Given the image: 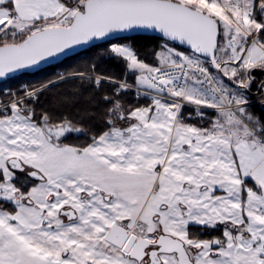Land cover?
I'll use <instances>...</instances> for the list:
<instances>
[{
	"label": "snow or ice",
	"instance_id": "obj_1",
	"mask_svg": "<svg viewBox=\"0 0 264 264\" xmlns=\"http://www.w3.org/2000/svg\"><path fill=\"white\" fill-rule=\"evenodd\" d=\"M134 30L154 63L69 74L99 131L40 106L62 74L0 99V264H264V0H0V78Z\"/></svg>",
	"mask_w": 264,
	"mask_h": 264
},
{
	"label": "trees",
	"instance_id": "obj_2",
	"mask_svg": "<svg viewBox=\"0 0 264 264\" xmlns=\"http://www.w3.org/2000/svg\"><path fill=\"white\" fill-rule=\"evenodd\" d=\"M122 43L132 47L141 59L148 63H154L153 53L156 51L162 41L154 36H133L129 38L117 39L106 44L96 46L76 56L70 57L65 61L52 67L44 69L34 74H23L11 78L0 84V99H4L6 91H15L22 86H30L39 88L48 81H56L57 74L68 76L65 81H60L45 91L40 97V106L49 107L58 113H66L69 117L79 121L87 129H91L88 135L99 131L103 127L102 113L103 104L99 101V92H94L87 83H81L79 77L70 76L71 73L85 72L88 73L93 65L96 72L114 76L117 79L124 78V66L122 62L111 56L108 52L111 44ZM263 78L258 74V79ZM131 78H129L130 80ZM112 86L104 85L103 91L110 92ZM252 90H256L255 85ZM96 99L93 100L92 97ZM68 97L69 102L65 103L64 98ZM126 100L134 102L132 95H127ZM256 96L252 94V100ZM53 104H57L56 108H52ZM257 113L264 112V105L253 102ZM87 136H70V143H83ZM218 235V233H216ZM207 238V237H205Z\"/></svg>",
	"mask_w": 264,
	"mask_h": 264
},
{
	"label": "water",
	"instance_id": "obj_3",
	"mask_svg": "<svg viewBox=\"0 0 264 264\" xmlns=\"http://www.w3.org/2000/svg\"><path fill=\"white\" fill-rule=\"evenodd\" d=\"M140 35L154 36L156 38H159V34L156 32H153L151 30H147V31H145V30H134V31H129L127 33H123V34H113L110 38H107L104 40H97V41L90 42L87 45L76 46L73 50H69L67 52V54H61L57 57L49 58L46 62H41L38 66H35V67L28 69V70H23V71L18 72V73L14 74L8 78H0V84L11 79V78H14L16 76H20L23 74H34V73L40 72L44 69H47V68L52 67L56 64H59V63L65 61L66 59H68L70 57H73V56H76L80 53L88 51L89 49L94 48L96 46L106 44V43H109L111 41H115L117 39H122L124 37L129 38V37L140 36Z\"/></svg>",
	"mask_w": 264,
	"mask_h": 264
},
{
	"label": "rangeland",
	"instance_id": "obj_4",
	"mask_svg": "<svg viewBox=\"0 0 264 264\" xmlns=\"http://www.w3.org/2000/svg\"><path fill=\"white\" fill-rule=\"evenodd\" d=\"M264 78V77H263ZM253 96H256L255 100H252L251 102H258L264 105V97H261L258 93L253 94Z\"/></svg>",
	"mask_w": 264,
	"mask_h": 264
},
{
	"label": "flooded vegetation",
	"instance_id": "obj_5",
	"mask_svg": "<svg viewBox=\"0 0 264 264\" xmlns=\"http://www.w3.org/2000/svg\"><path fill=\"white\" fill-rule=\"evenodd\" d=\"M257 93V91L256 90H252V94H256Z\"/></svg>",
	"mask_w": 264,
	"mask_h": 264
}]
</instances>
